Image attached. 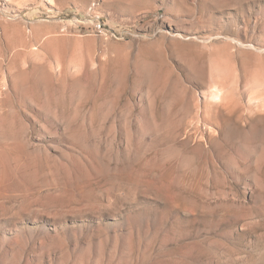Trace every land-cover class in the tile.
<instances>
[{"label":"rangeland","instance_id":"rangeland-1","mask_svg":"<svg viewBox=\"0 0 264 264\" xmlns=\"http://www.w3.org/2000/svg\"><path fill=\"white\" fill-rule=\"evenodd\" d=\"M0 264H264V0H0Z\"/></svg>","mask_w":264,"mask_h":264},{"label":"built area","instance_id":"built-area-1","mask_svg":"<svg viewBox=\"0 0 264 264\" xmlns=\"http://www.w3.org/2000/svg\"><path fill=\"white\" fill-rule=\"evenodd\" d=\"M96 28H97V31H99V32H102L105 30V28L103 27V25L101 23H97Z\"/></svg>","mask_w":264,"mask_h":264}]
</instances>
